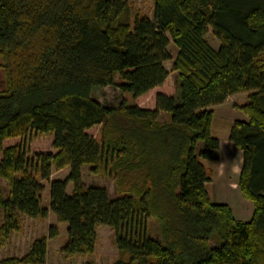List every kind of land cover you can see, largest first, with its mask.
Instances as JSON below:
<instances>
[{"label": "trees", "instance_id": "trees-1", "mask_svg": "<svg viewBox=\"0 0 264 264\" xmlns=\"http://www.w3.org/2000/svg\"><path fill=\"white\" fill-rule=\"evenodd\" d=\"M169 59L176 94L157 93L154 108L97 98L108 86L137 98L164 82ZM0 68L1 243L22 216L51 211L66 223L70 255L92 253L103 224L120 255L112 264H264V0H154L152 18L131 17L127 0H0ZM238 92L248 118L233 121L228 139L243 152L238 186L253 203L246 221L210 199L202 162L218 159L210 106ZM98 124L99 138L86 132ZM29 132L51 134L56 151L3 146ZM83 165L118 172L128 186L110 196L86 185ZM52 167L69 172L50 179ZM150 217L161 223L155 236ZM56 235L50 226L48 237ZM46 249L41 236L0 264H43Z\"/></svg>", "mask_w": 264, "mask_h": 264}, {"label": "rangeland", "instance_id": "rangeland-1", "mask_svg": "<svg viewBox=\"0 0 264 264\" xmlns=\"http://www.w3.org/2000/svg\"><path fill=\"white\" fill-rule=\"evenodd\" d=\"M129 3L130 14L133 17L136 14H145L149 18L153 17L154 0H127ZM206 40L209 44L218 48L220 42L212 34L211 29L205 34ZM167 49L172 54L174 58L177 48L170 41ZM168 75L164 82L160 86H156L148 90L146 93L138 96L137 98H131L127 93L120 92L115 87H105L101 90L96 91L97 98L107 106L116 107L125 98L126 103L136 104L143 108H154L155 106V96L157 93H164L166 95L176 94L175 78L177 72L172 68V59L163 62ZM4 75L0 68V88L3 87ZM116 78V82H117ZM246 102V93L238 92L228 96L221 105L210 106L213 109V114H215L212 119V134L219 136L224 128L227 129L226 123L232 118L234 119H247V115L242 111L240 106ZM161 119H166L165 114H161ZM233 120V119H232ZM86 132L95 138H99L101 134V125H94L86 130ZM52 135L49 133H35L29 132L25 136H18L3 141V146H11L17 144H24L27 147L28 153H38V152H55L56 150L52 147ZM1 158V154H0ZM216 159L206 160L215 161ZM91 165H83L81 169L82 181L86 185H98L103 186L107 189L110 196L116 195L117 187L119 189H124L128 186L127 179L120 184H118V172L114 174L106 173H92L90 171ZM69 172V167H64L62 169L51 168L50 179H63ZM127 177V176H126ZM138 179V177H137ZM209 179L208 181H210ZM44 185V190L42 191L41 203L44 206L49 205V191L48 182L40 180ZM207 181V182H208ZM117 184V185H116ZM210 185V184H209ZM207 186V183H206ZM1 187L3 188V193H7V181L1 180ZM72 189V184L69 183L67 186V192ZM3 220L2 211L0 210V224ZM243 221V220H241ZM21 225L20 229L12 231L11 235L7 240L0 242V261L11 257H21L30 247L32 242L41 236L47 237V249L45 262L43 264H112L115 259L120 255L117 251L115 244V236L111 227L107 225H98L96 228V243L92 253L86 254H67L62 250L63 245L67 239L66 234V223L60 222L56 219L54 213L49 211L46 217L31 218L28 216H22L20 219ZM151 234L155 236L161 223L154 217L149 218ZM55 226L57 228V235L55 237H48L49 227ZM124 255L123 257H125Z\"/></svg>", "mask_w": 264, "mask_h": 264}, {"label": "crops", "instance_id": "crops-1", "mask_svg": "<svg viewBox=\"0 0 264 264\" xmlns=\"http://www.w3.org/2000/svg\"><path fill=\"white\" fill-rule=\"evenodd\" d=\"M221 104L223 103L218 105ZM232 119L226 123L227 129L222 130L225 132L217 135L219 139L218 159L215 161L203 160L202 162L210 174L211 180L207 182L206 186L210 199L213 202L227 204L236 219L246 221L252 217L253 203L242 195L238 186L243 152L228 139L230 127L236 120Z\"/></svg>", "mask_w": 264, "mask_h": 264}]
</instances>
